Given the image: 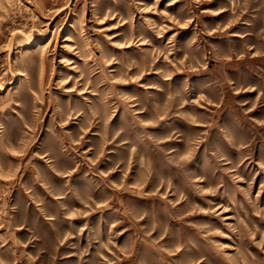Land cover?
Returning a JSON list of instances; mask_svg holds the SVG:
<instances>
[{
    "label": "rangeland",
    "instance_id": "rangeland-1",
    "mask_svg": "<svg viewBox=\"0 0 264 264\" xmlns=\"http://www.w3.org/2000/svg\"><path fill=\"white\" fill-rule=\"evenodd\" d=\"M0 264H264V0H0Z\"/></svg>",
    "mask_w": 264,
    "mask_h": 264
}]
</instances>
